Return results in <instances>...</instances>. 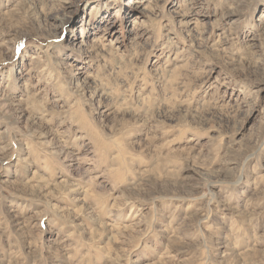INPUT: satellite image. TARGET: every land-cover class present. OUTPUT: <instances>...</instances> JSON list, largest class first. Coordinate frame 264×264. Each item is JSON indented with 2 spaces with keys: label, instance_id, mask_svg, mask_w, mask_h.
Listing matches in <instances>:
<instances>
[{
  "label": "rangeland",
  "instance_id": "rangeland-1",
  "mask_svg": "<svg viewBox=\"0 0 264 264\" xmlns=\"http://www.w3.org/2000/svg\"><path fill=\"white\" fill-rule=\"evenodd\" d=\"M0 264H264V0H0Z\"/></svg>",
  "mask_w": 264,
  "mask_h": 264
},
{
  "label": "bare ground",
  "instance_id": "bare-ground-1",
  "mask_svg": "<svg viewBox=\"0 0 264 264\" xmlns=\"http://www.w3.org/2000/svg\"><path fill=\"white\" fill-rule=\"evenodd\" d=\"M147 194V193H146ZM122 257V256H121Z\"/></svg>",
  "mask_w": 264,
  "mask_h": 264
}]
</instances>
